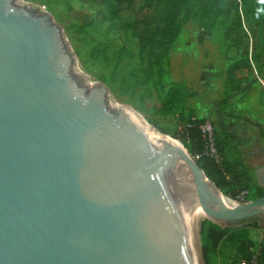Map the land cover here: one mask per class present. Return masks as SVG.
Listing matches in <instances>:
<instances>
[{
  "label": "water",
  "instance_id": "1",
  "mask_svg": "<svg viewBox=\"0 0 264 264\" xmlns=\"http://www.w3.org/2000/svg\"><path fill=\"white\" fill-rule=\"evenodd\" d=\"M199 209L264 222V195L227 203L181 141L89 80L50 12L0 0V264H201Z\"/></svg>",
  "mask_w": 264,
  "mask_h": 264
},
{
  "label": "rangeland",
  "instance_id": "2",
  "mask_svg": "<svg viewBox=\"0 0 264 264\" xmlns=\"http://www.w3.org/2000/svg\"><path fill=\"white\" fill-rule=\"evenodd\" d=\"M23 1L52 14L64 30L77 66L91 82L106 84L116 103L135 111L148 127L185 146L187 143L176 135L182 132L188 114L187 102L170 100L167 90L174 79L172 69L177 67L180 71L190 61L194 66L207 60L211 63L209 69L216 75L221 60L231 62L245 56L251 66L241 68L244 77L251 76L254 80L255 70L264 71V52L259 60L253 59L254 39L249 31L238 46L224 38L226 27L237 16L234 10L219 16L211 36L206 37L199 22L185 16L184 9L171 16L173 0H136L118 13L109 10L106 0ZM260 7L264 11V1ZM243 23L246 29L250 25L256 26L251 19L244 18ZM165 28L173 29L174 35H163L161 31ZM227 44L229 47L224 56L223 49ZM246 48L248 51L243 54ZM199 96L198 92L195 98L199 99ZM207 219L211 220L203 217L199 221L198 230L203 264H235L234 232L238 227L247 226L248 236L255 241L264 231V222L260 219L228 226L232 229L229 237L217 246L210 245L205 257L200 228L202 221Z\"/></svg>",
  "mask_w": 264,
  "mask_h": 264
},
{
  "label": "trees",
  "instance_id": "3",
  "mask_svg": "<svg viewBox=\"0 0 264 264\" xmlns=\"http://www.w3.org/2000/svg\"><path fill=\"white\" fill-rule=\"evenodd\" d=\"M136 0H106V4L112 13L131 6ZM264 0H173L172 14L174 17L182 9L185 10V16L196 19L200 27L204 30L206 37H210L215 26L216 19L234 10L237 16L226 27L224 38L231 41V45H240L244 36L248 35V31L253 37L251 54L254 60H259L264 52V11L260 7V3ZM242 10V13L240 12ZM251 19L256 26L250 25L247 29L243 23V19ZM227 21V20H226ZM261 25L260 28L258 26ZM163 35L171 37L174 30L165 28L161 31ZM235 33V35H234ZM234 35V36H233ZM248 48L242 53H246ZM250 60L248 57L242 56L231 60L227 70L228 79H234L236 71L241 68H250ZM168 95L171 102L184 103L187 99V92L183 84L177 83L168 88ZM188 114L183 123L182 132L176 136L182 138L191 153L198 160L202 168L205 170L209 178L214 180L225 194L233 197L237 192L243 189L250 190L252 198L264 195V187L253 184L252 177L244 168H237L229 162L223 153L222 137L218 134V148L223 155L222 163H217L210 156L196 157L197 154L204 150L205 141L200 131L199 124L205 121L206 117H200L195 114L191 108H187ZM214 124V123H213ZM225 172L230 174L228 178ZM258 219V218H257ZM232 229L222 227L212 220H204L201 223V240L204 249V255L207 257L208 247L217 246L222 240L229 237ZM234 248L236 263L241 258L250 259L253 255L250 247L257 244V240H253L248 236L247 226H240L234 232ZM259 258L264 261V241L260 243Z\"/></svg>",
  "mask_w": 264,
  "mask_h": 264
},
{
  "label": "crops",
  "instance_id": "4",
  "mask_svg": "<svg viewBox=\"0 0 264 264\" xmlns=\"http://www.w3.org/2000/svg\"><path fill=\"white\" fill-rule=\"evenodd\" d=\"M228 47L227 44L223 49L224 56ZM230 63L221 60L216 75L207 60L194 66L190 61L180 71L175 66L169 87L184 85L187 108L214 123L222 137L225 158L235 167L245 168L253 184L259 186L255 170L264 164V92L256 79L243 76L242 69L236 71L234 79H228ZM263 234L264 231L260 236Z\"/></svg>",
  "mask_w": 264,
  "mask_h": 264
},
{
  "label": "built area",
  "instance_id": "5",
  "mask_svg": "<svg viewBox=\"0 0 264 264\" xmlns=\"http://www.w3.org/2000/svg\"><path fill=\"white\" fill-rule=\"evenodd\" d=\"M255 77L256 80L260 83L261 88L264 92V71L255 70ZM200 131L203 135L205 146L204 150L197 154L196 157L200 156H210L212 157L217 163L221 164L223 160V155L220 153L217 142H218V134L215 130V126L213 122L209 119H206L205 121L201 122L199 124ZM225 175L229 178L230 174L225 172ZM250 190L243 189L237 192L236 196L233 197L234 200L237 202H245L250 199ZM264 241V234L260 236V238L257 240V244L250 247L251 251L253 252V255L250 259L241 258L239 261H237L235 264H264V261H262L259 258V249H260V243Z\"/></svg>",
  "mask_w": 264,
  "mask_h": 264
},
{
  "label": "bare ground",
  "instance_id": "6",
  "mask_svg": "<svg viewBox=\"0 0 264 264\" xmlns=\"http://www.w3.org/2000/svg\"><path fill=\"white\" fill-rule=\"evenodd\" d=\"M129 109H130V108H129ZM130 110H131V109H130ZM131 111H133V110H131ZM133 114L143 122V120H142V119L136 114L135 111H133ZM143 123H144V122H143ZM144 124H145V123H144ZM145 126H146L148 132H149L152 136H155V137H158V136H165V137L171 139V140L174 141V142H178V143L180 142V141L177 140V139H174V138H172V137H170V136H167V134L164 135L163 133L161 134V133L155 131L154 129L148 127L146 124H145ZM223 197H224L225 201H226L227 203H229V204H236V203H238V202H237L236 200H234L233 198H229V197L225 196L224 194H223ZM203 217H207V218H208L209 215H208L204 210H202V209H199V210L195 211V218H194V223H193V232H194V237H195L196 246H197V250H198V254H199V258H200V263H201V264H203V261H202V258H201V252H200V240H199V232H198V230H199V221H200ZM214 220H216V219H214Z\"/></svg>",
  "mask_w": 264,
  "mask_h": 264
},
{
  "label": "flooded vegetation",
  "instance_id": "7",
  "mask_svg": "<svg viewBox=\"0 0 264 264\" xmlns=\"http://www.w3.org/2000/svg\"><path fill=\"white\" fill-rule=\"evenodd\" d=\"M263 221H264V219H263Z\"/></svg>",
  "mask_w": 264,
  "mask_h": 264
}]
</instances>
